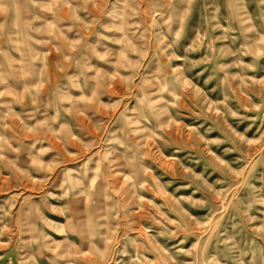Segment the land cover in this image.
Masks as SVG:
<instances>
[{
  "label": "rangeland",
  "instance_id": "1",
  "mask_svg": "<svg viewBox=\"0 0 264 264\" xmlns=\"http://www.w3.org/2000/svg\"><path fill=\"white\" fill-rule=\"evenodd\" d=\"M0 264H264V0H0Z\"/></svg>",
  "mask_w": 264,
  "mask_h": 264
}]
</instances>
